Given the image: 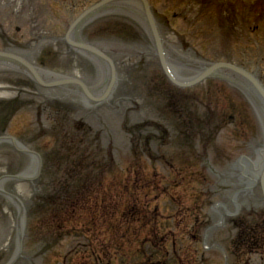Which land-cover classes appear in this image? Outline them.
<instances>
[{"label": "rangeland", "instance_id": "rangeland-1", "mask_svg": "<svg viewBox=\"0 0 264 264\" xmlns=\"http://www.w3.org/2000/svg\"><path fill=\"white\" fill-rule=\"evenodd\" d=\"M97 1L0 0V51L97 84L99 70L56 40ZM151 5L167 43L192 62H228L264 80V0ZM134 15L112 14L90 31L117 64L115 111L101 106L94 113L59 93L51 98L0 69V95L19 97L10 103L14 112L0 111V133L43 159L36 177L35 160L9 144L0 149V187L25 210L14 264H264L260 184L246 191L233 173L241 157L257 161L264 149L250 99L217 80L173 87ZM41 108L54 114L46 130L35 126ZM23 173L22 180H3ZM18 224L19 209L0 193V264L19 250Z\"/></svg>", "mask_w": 264, "mask_h": 264}, {"label": "bare ground", "instance_id": "bare-ground-1", "mask_svg": "<svg viewBox=\"0 0 264 264\" xmlns=\"http://www.w3.org/2000/svg\"><path fill=\"white\" fill-rule=\"evenodd\" d=\"M257 171L260 172V173H263V171H264V164L258 165L257 166Z\"/></svg>", "mask_w": 264, "mask_h": 264}]
</instances>
